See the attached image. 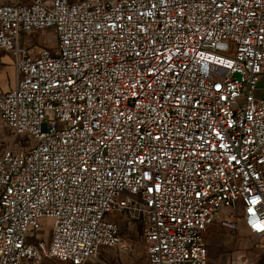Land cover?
<instances>
[{
    "label": "built area",
    "instance_id": "built-area-1",
    "mask_svg": "<svg viewBox=\"0 0 264 264\" xmlns=\"http://www.w3.org/2000/svg\"><path fill=\"white\" fill-rule=\"evenodd\" d=\"M0 52V264L96 261L120 216L146 264H209L220 215L264 254V0L8 3Z\"/></svg>",
    "mask_w": 264,
    "mask_h": 264
},
{
    "label": "rangeland",
    "instance_id": "rangeland-1",
    "mask_svg": "<svg viewBox=\"0 0 264 264\" xmlns=\"http://www.w3.org/2000/svg\"><path fill=\"white\" fill-rule=\"evenodd\" d=\"M77 2L81 0H70ZM24 4L26 0H10L7 3ZM3 5V4H0ZM56 36L52 29L36 32L31 36L33 43L38 46L54 47ZM15 81V73L11 59L0 52V91H8ZM255 98H264V78L255 91ZM9 130L0 123V137L8 140ZM227 212L226 210L222 213ZM220 215L204 235L208 248L209 264H231L233 261L245 259L253 264H264V254L258 249L257 241L243 228L232 230L221 223ZM120 229L122 244L117 248L103 247L98 252V259L88 264H146L142 241L144 222L133 221L126 216L114 219ZM45 229L44 238L49 241L50 222ZM42 264H70L54 260H45Z\"/></svg>",
    "mask_w": 264,
    "mask_h": 264
},
{
    "label": "crops",
    "instance_id": "crops-1",
    "mask_svg": "<svg viewBox=\"0 0 264 264\" xmlns=\"http://www.w3.org/2000/svg\"><path fill=\"white\" fill-rule=\"evenodd\" d=\"M8 1H10V0H0V4H4V3H7ZM28 0H26V2H27ZM6 56V55H5ZM6 57H8V56H6ZM7 92V91H6ZM2 93H5V91H0V94H2Z\"/></svg>",
    "mask_w": 264,
    "mask_h": 264
}]
</instances>
